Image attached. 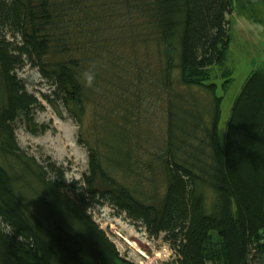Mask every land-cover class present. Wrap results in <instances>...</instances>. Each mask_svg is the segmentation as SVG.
I'll list each match as a JSON object with an SVG mask.
<instances>
[{"label":"trees","instance_id":"obj_1","mask_svg":"<svg viewBox=\"0 0 264 264\" xmlns=\"http://www.w3.org/2000/svg\"><path fill=\"white\" fill-rule=\"evenodd\" d=\"M233 8V0H0V264H132L93 219L102 204L150 236L163 233L178 264H264V61L235 96L222 137L218 127ZM121 23L152 49L156 74L107 40ZM24 65L79 124L88 152L79 180L17 144L16 121L33 125L39 104L16 74ZM213 66L224 70L220 83ZM152 94L165 104L157 138L134 119ZM89 106L99 125L90 134L81 123Z\"/></svg>","mask_w":264,"mask_h":264},{"label":"rangeland","instance_id":"obj_2","mask_svg":"<svg viewBox=\"0 0 264 264\" xmlns=\"http://www.w3.org/2000/svg\"><path fill=\"white\" fill-rule=\"evenodd\" d=\"M233 4L232 12L227 15L230 30L225 59L226 67L231 70V81L225 91H217V94H223L218 124L221 137L224 134L223 129L231 104L245 78L250 72L262 66L264 61V3L257 0H233ZM119 28L120 31L116 28L112 32V38L107 40L109 42L115 40L118 43L122 58L131 59L142 65L146 61L147 68L151 67L156 74L154 52L150 48L148 50L142 48L141 42L133 36L135 25L127 27L125 23H121ZM223 72V68L213 66L212 80L220 83V75ZM16 74L26 81V90L33 94L39 103L32 112L33 125L28 126L25 120H17L15 123V136L20 150L43 165L49 161L61 165L65 169L67 180H79L88 168L87 147L78 142L81 137L78 133L79 124L77 125L62 107L52 101L48 82L36 68L24 65L16 70ZM204 100L205 97L199 98L202 103ZM164 105L162 100L158 101V96L152 94L150 99H144L134 108L137 113L134 119L139 117V122L148 130L151 138L159 137L165 129ZM93 111V107H87L81 122L84 133L90 134L99 128L97 119H93ZM42 125L47 127L44 132H40ZM34 126L36 131L32 130ZM29 127L33 132L28 129ZM101 151L106 152L104 147H101ZM0 163L6 164L1 159ZM157 189L160 191L159 182ZM210 199L211 193L207 191L206 200ZM24 201L29 208L37 212L38 205L34 200L27 198ZM90 212L93 219L114 242L119 254L132 264H178L174 251L164 241L163 233L157 236L148 235L140 224L126 218L123 213L118 214L107 204L94 205Z\"/></svg>","mask_w":264,"mask_h":264},{"label":"clouds","instance_id":"obj_3","mask_svg":"<svg viewBox=\"0 0 264 264\" xmlns=\"http://www.w3.org/2000/svg\"><path fill=\"white\" fill-rule=\"evenodd\" d=\"M86 80L88 84H91L92 80H93V76L91 74H87L86 75Z\"/></svg>","mask_w":264,"mask_h":264}]
</instances>
